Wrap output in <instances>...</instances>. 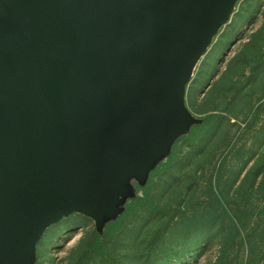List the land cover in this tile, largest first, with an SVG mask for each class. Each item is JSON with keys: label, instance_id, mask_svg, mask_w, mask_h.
<instances>
[{"label": "water", "instance_id": "water-1", "mask_svg": "<svg viewBox=\"0 0 264 264\" xmlns=\"http://www.w3.org/2000/svg\"><path fill=\"white\" fill-rule=\"evenodd\" d=\"M242 0H0V264L75 214L104 235L178 141Z\"/></svg>", "mask_w": 264, "mask_h": 264}, {"label": "rangeland", "instance_id": "rangeland-1", "mask_svg": "<svg viewBox=\"0 0 264 264\" xmlns=\"http://www.w3.org/2000/svg\"><path fill=\"white\" fill-rule=\"evenodd\" d=\"M187 104L206 123L178 142L148 201L100 249L92 219H64L48 229L38 264H164L168 256V264H264V0L239 3L198 65ZM182 219L210 224L188 245L174 230ZM154 246L166 253L157 257Z\"/></svg>", "mask_w": 264, "mask_h": 264}, {"label": "trees", "instance_id": "trees-1", "mask_svg": "<svg viewBox=\"0 0 264 264\" xmlns=\"http://www.w3.org/2000/svg\"><path fill=\"white\" fill-rule=\"evenodd\" d=\"M205 123H206V121H205ZM205 123L204 124H202V125H200V126H196L193 130H192V132H191V134L190 135H188V136H185V137H183V138H181V139H184V138H192L195 134H196V132L200 129V128H202V127H204V125H205ZM180 139V140H181ZM179 140V141H180ZM178 141V142H179ZM178 144V143H177ZM177 144H176V146H175V148H174V152H173V154H172V156L166 161V162H164V163H162L161 164V166L160 167H158L155 171H154V173H153V175H152V178L161 170V168L162 167H164L165 165H167V163H169V162H171L175 157H176V155H177V149H178V146H177ZM257 177V176H256ZM152 178H151V180H150V182H149V184H148V186L145 188V189H143V190H141V192L142 193H144V197L143 196H139L138 198H136V199H133L129 204H128V206H127V210H126V212L117 220V221H115V222H112L107 228H106V231H105V234L102 236V235H100L98 232H97V230H96V244H95V249H100V248H102L103 247V245L106 243V241H107V238H108V235L110 234V233H113V232H115V231H117V230H119V229H121V227H122V224H123V221H124V219L125 218H127L130 214H131V212H133V211H135L138 207H140V206H143V204H145L147 201H148V196H149V189H150V186H151V184H152ZM215 187V186H214ZM214 194H215V196L217 197V200H218V202L220 203V205L221 206H223V208H224V210H225V212L228 210V208L227 207H225V204H224V200H223V197H222V195L217 191V190H215L214 192H213ZM157 207H155V209H156ZM213 221H216V220H213ZM210 224V220H208L206 223H204V222H202V223H199V222H196V221H193V222H189V221H187V220H184V219H182L181 221H179V222H177L176 224H175V226H174V230L175 231H178V232H180V233H182L184 236L186 235V240H187V242H188V245L190 244V240L192 239V236H191V234H192V232L193 231H195V234H199V232L203 229L204 230V228L205 227H207L208 225ZM242 234V229L241 228H239V227H237V235H241ZM159 241L160 240H158V242H156V243H159ZM243 245H248V240H247V238H244L243 240H242V242H241ZM242 245V246H243ZM226 245L225 246H223V248H222V254H224V253H226ZM152 252L154 253V254H156V256L157 257H162V253H166V250H164L163 248H156L155 246H154V248H153V250H152ZM221 259V258H220ZM220 259H219V261H220ZM249 257H247L246 258V260H244V262H242V264H247L248 262H249ZM173 261V259L171 258V257H166V258H163L162 259V263H164V264H168V263H171ZM221 262H222V260H221Z\"/></svg>", "mask_w": 264, "mask_h": 264}]
</instances>
